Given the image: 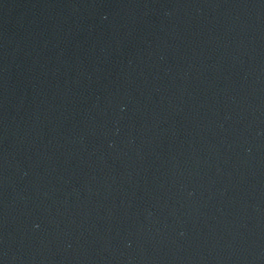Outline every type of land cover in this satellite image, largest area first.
I'll return each instance as SVG.
<instances>
[{"label": "water", "instance_id": "obj_1", "mask_svg": "<svg viewBox=\"0 0 264 264\" xmlns=\"http://www.w3.org/2000/svg\"><path fill=\"white\" fill-rule=\"evenodd\" d=\"M0 264H264V0H0Z\"/></svg>", "mask_w": 264, "mask_h": 264}]
</instances>
